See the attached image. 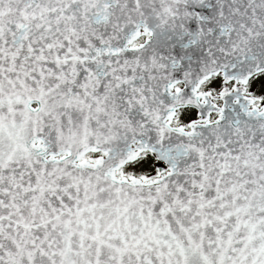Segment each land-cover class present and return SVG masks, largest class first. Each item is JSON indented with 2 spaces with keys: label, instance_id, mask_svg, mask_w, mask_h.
<instances>
[{
  "label": "snow or ice",
  "instance_id": "obj_1",
  "mask_svg": "<svg viewBox=\"0 0 264 264\" xmlns=\"http://www.w3.org/2000/svg\"><path fill=\"white\" fill-rule=\"evenodd\" d=\"M0 264H264V0H0Z\"/></svg>",
  "mask_w": 264,
  "mask_h": 264
}]
</instances>
